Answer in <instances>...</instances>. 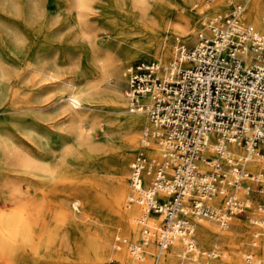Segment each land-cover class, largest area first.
Returning <instances> with one entry per match:
<instances>
[{
    "label": "built area",
    "instance_id": "built-area-1",
    "mask_svg": "<svg viewBox=\"0 0 264 264\" xmlns=\"http://www.w3.org/2000/svg\"><path fill=\"white\" fill-rule=\"evenodd\" d=\"M262 23V30L255 28L244 2L228 0L225 10L201 18L191 46L175 37L168 62L137 60L125 67L128 110L146 114L152 129L143 130L144 147L152 135L159 151L151 157L139 149L130 167L128 203L160 219L142 222L140 244L115 236L114 247L124 245L131 264L140 261L145 244L163 249L181 239L191 251L194 219L225 225L252 204L258 212L250 217L258 227L252 246L264 236V11ZM228 142L245 153L236 154ZM252 157L262 163V174L247 169ZM246 260L255 261L251 254Z\"/></svg>",
    "mask_w": 264,
    "mask_h": 264
},
{
    "label": "bare ground",
    "instance_id": "bare-ground-1",
    "mask_svg": "<svg viewBox=\"0 0 264 264\" xmlns=\"http://www.w3.org/2000/svg\"><path fill=\"white\" fill-rule=\"evenodd\" d=\"M78 1L83 9L81 14L83 19L80 17V21L83 22L85 16L91 13L101 20L104 29L109 30L110 37L114 36L118 26L114 20L118 19L125 20L130 24V27L131 25L139 27L141 33L122 37L123 45H117L115 41H109L106 47L112 49L115 58L109 59L107 64L112 67L115 79L105 89H98L96 88L98 78L90 79L86 69L73 65L70 71L77 75L67 78L65 74L69 71L58 67L59 65L55 60H51L42 54H40L42 55L41 58L38 57L39 51L36 45L42 36L43 38L47 37L48 29L46 28V23L53 24L57 20L54 18L50 22L47 20L42 22V17L39 13H35L32 16L33 53H31L32 55L29 58V65L31 66L29 86H34L31 90H33L32 93L35 94V98L31 106L13 101L10 106L12 110L10 111L20 112L22 115L18 119H8L9 123L5 120H0V199L3 202L9 201L13 203V206H8V209H4L5 207L0 208L1 264H17L21 259L27 260L29 264H103V259L110 256V250L106 248L109 232L105 227H98L91 223L88 228L93 231L94 246L86 248L85 252L80 256L79 261L83 262L77 263L78 260H74L75 262H64L65 260H55L53 258L52 252L55 251L57 243L60 241L61 227L66 222L75 223L77 215L73 209L80 210L78 208L80 200L78 198H69L70 201L66 206L59 203L55 218L51 224L46 221L45 200L46 198L49 200L48 196L52 192V187L66 179V175L71 172L69 171L71 170L70 165L73 164L78 154L87 155L89 161L92 160L91 158L94 155H100L107 160H112L116 165L119 173L116 195L121 204V221L124 233L134 238L140 233V239L135 242L136 244H140L143 235L142 222L145 220L156 223L160 220L154 214L147 213L141 205L127 202L132 192L130 182L129 186H127L125 178L127 174V159L136 150L139 143V149L145 148L151 157H157L159 151L152 135L148 138V145L144 147L146 144L142 135L144 129L141 131L140 137L138 136L139 128L146 125L143 121V117L146 114L144 112H130L126 109L127 101L119 88V66L117 60L121 58L131 59L134 56L141 55L140 50L144 53L158 56L160 60L173 55L174 43L172 45L171 43L167 44L165 36L161 38V31L164 28L163 14L165 10L161 11L156 8L149 11L144 10L141 7L142 0H101L95 5H91L89 0ZM178 1L195 3L194 0H170L169 3L172 4ZM244 1L247 7L246 13H244L245 18L247 14L252 25L262 26V15L258 18V13L264 0ZM210 2L218 10L223 5H227L226 0H212ZM210 2L205 0L203 7L207 8ZM109 12H111V15H109ZM126 26L129 25L126 24ZM137 27L132 28V30L137 29ZM174 30L179 34L180 31ZM175 37L180 38L179 36H174V40ZM17 45L16 43L14 48L11 47L10 51L17 54L18 52L22 53L23 50L27 51L29 48ZM99 62L100 60L96 56L91 57L89 61L92 65L102 67L103 63ZM3 75L2 71H0V100L7 94L9 89V83ZM50 86H57L58 91L62 88L68 90L67 101L56 103V108L65 117L58 125L44 123L47 122L48 117L38 113L46 108V103L43 100L49 98L52 91ZM79 99H85L93 103L90 106L96 110L104 109L110 112V114H100V116L111 118L115 122L116 128L125 131V136L118 144L101 145L93 140L91 133L87 129H92L96 126L99 115L91 117L88 113L77 110L78 105H73V103L78 102ZM27 111H34L35 113L25 117L23 112ZM8 127L9 129H7ZM24 128L29 129L27 136L30 142L25 147H22L16 144L15 140L21 139L16 136L13 129L22 131ZM150 129H152V126ZM53 132H55L56 138L52 137ZM227 147L238 155L245 153V149L236 143L228 142ZM59 149L61 152L57 154ZM131 163L132 160L129 163V170ZM247 169L254 174H262L263 172L262 163L257 157H252L248 160ZM22 183L25 184L24 188L33 187L36 190L31 197L26 196ZM239 194L242 195L243 192L241 191ZM219 198L217 196L214 202L219 201ZM193 221V240L195 243L193 250L188 251L183 240L175 239L166 248H156V252L153 253L154 256L160 258L166 264H174L177 257V264H194L198 257L206 253L199 246V243L207 244L211 240H217L224 244H231L230 246L233 247V243L236 240L244 238V225L236 220L234 216L227 223L232 225L231 228H228L227 224L220 225L215 220L208 218H197ZM255 232L257 231L255 230L253 233ZM258 238L262 239V247L264 249V236H259ZM150 245L153 244L141 246V258L144 255L140 259L142 264L145 263L144 259L148 253L151 252L147 248ZM250 254L255 260L254 264H258L257 260L264 264V257H258L252 252H247L244 255L246 262V257ZM115 255L121 264L126 262L125 251H117Z\"/></svg>",
    "mask_w": 264,
    "mask_h": 264
},
{
    "label": "rangeland",
    "instance_id": "rangeland-1",
    "mask_svg": "<svg viewBox=\"0 0 264 264\" xmlns=\"http://www.w3.org/2000/svg\"><path fill=\"white\" fill-rule=\"evenodd\" d=\"M89 1L91 5H95L101 0ZM194 1L195 3H182L178 1L170 4V0H142L141 7L148 11L153 8L160 9L161 11L165 10L163 14L164 28L161 31V38L165 36L167 44L171 43L172 45L174 43V36H179L187 46H191L195 41L201 18L204 15H209L227 8V5H223V7L218 10L217 7L215 8L211 5V2L206 8L203 7L205 0ZM226 1L228 2V0ZM236 1L245 2L244 0ZM194 5L196 6L194 7ZM246 10L247 7L244 3V13H246ZM263 11L264 2L258 13V18L263 14ZM35 13L41 15L42 22L46 20L50 22V20L54 18L57 20L55 23L53 22V24L46 23V28L48 29L47 37L43 38L42 36L41 40L39 39L36 45L39 51L38 57L41 58L43 55L51 60H55L59 65L58 67H62L64 70L66 69V71H69L65 74L67 78L77 75L70 71L73 65L81 69H86L90 79L98 78L96 85L98 89H105L111 85L115 79V73L112 67L107 64L109 59L115 58L112 49L106 47L109 41H115L117 45H123L124 42L121 40L122 37L141 33L139 27L134 25L130 27L128 22L118 19L114 20L118 26L114 36L110 37L109 30L104 29L101 20L91 13L85 16L83 22L80 21V17L83 19L81 16L83 9L80 7L78 0H0V71H2L5 80L9 83L7 94L0 100V120L7 121L10 118L18 119L20 115H22L20 112L10 111L12 110L10 106L13 101L31 106L35 98V94H33V90H31L34 86H29V77L31 76L29 58L32 55L31 53H33L31 18ZM109 15H111V12H109ZM246 18L249 23H252L247 17V14ZM124 22L129 26H126ZM254 26L260 30L263 29V25ZM136 27L137 29L132 30V28ZM174 29L180 31L179 34L175 32ZM15 42L19 46L21 45L24 48H29L27 51L23 50L22 53H13L10 49L11 47H15ZM140 52L142 53L141 55L134 56L131 59L121 58L117 60L119 66V88L124 96L126 79L123 72L126 66L137 60L155 59L164 63L171 60L174 56L173 53V55H169L160 60L158 56L144 53L142 50H140ZM93 56H96V58L103 63L102 67L89 63ZM50 87L52 91L49 98L43 100V102L46 103V108L40 110L38 113L48 117L47 122L44 123L58 125L65 117L60 113L58 108H56V103L67 101L68 90L62 88L58 91L57 86ZM74 104L78 105L77 110L88 113L91 117L99 115L96 126L92 129H87V131L89 130L88 132L91 133L93 140L98 144H118L125 136V131L116 128L115 122L111 120V118L100 116V114L105 115L110 114V112L104 109H94L90 106L93 103L85 99H79V101L73 103V105ZM126 109L128 110L127 105ZM34 113V111H27L23 112V115L28 117ZM126 113L128 112L126 111ZM143 121L146 125L139 128V137L141 131L145 127H151L146 116L143 117ZM7 123L9 122L7 121ZM7 129H9V127ZM28 131V128H24L22 131L13 129L16 136H19L21 139L15 140L17 145L25 147L28 142H30L27 136ZM52 137L56 138L55 132L52 133ZM68 141L71 142L70 140ZM139 147L140 143L127 159V174L125 175L127 186H129L130 176L129 163L133 160ZM60 152L61 150L59 149L57 154ZM91 159L92 160L89 161L87 155L78 154L73 164L70 165L71 170L69 171L71 172L66 175V179L55 184L52 187L51 194L48 196L49 200L47 198L45 200V217L46 221L50 224L55 218L59 203L66 206L70 201L69 198H78L80 200V204H78L80 210L73 209L77 215L75 223L66 222L61 227L60 241L57 243L55 251L52 252L53 258L55 260H65L64 262H75L77 260V263L83 262L79 261L80 256L85 252L86 248L94 246L93 231L88 228L90 224L93 223L98 227H105L109 232L106 248L110 250V256L108 255L109 257H105L102 263L121 264L115 254L117 251H125L127 260L123 264H131L132 261L130 255H128L127 248L124 245H121L119 248L114 247V238L117 235L126 237L132 242H137L140 239V233L137 234L135 238L124 233L121 221V204L116 195L118 187L117 178L119 176L117 167L112 160H107L100 155H94ZM24 187L25 184L22 183V188L26 192L25 194L27 197H31L36 191L33 187L28 189ZM255 196L259 198L257 194H255ZM8 206H13V203L9 201L3 202L0 199V208L5 207L4 209H8ZM254 207L255 204H252V208L249 212L236 215L237 217L234 216L236 220L244 225V238L236 240L233 243V247L230 246L231 244H224L217 240H211L207 244H200L198 242L199 246L203 248L206 253L198 257L194 264H249L244 260V255L247 252H252L254 255L263 258L264 249L262 247V239H259L256 246H252L251 244L253 232L258 229L255 224L250 222V217L258 214ZM231 226L232 225L229 224L228 228H231ZM147 248L151 252L145 257L144 264H166L161 261L160 258L154 256L153 253L156 252V247L154 245H150ZM89 249L91 250V248ZM143 257L144 255L142 258ZM140 263L139 261V264ZM177 263L178 257L174 264ZM17 264L29 263L27 260L21 259Z\"/></svg>",
    "mask_w": 264,
    "mask_h": 264
}]
</instances>
